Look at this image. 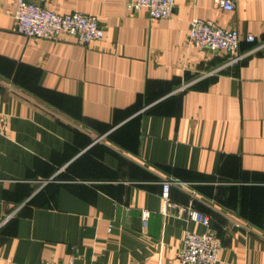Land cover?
<instances>
[{
	"label": "crops",
	"instance_id": "obj_1",
	"mask_svg": "<svg viewBox=\"0 0 264 264\" xmlns=\"http://www.w3.org/2000/svg\"><path fill=\"white\" fill-rule=\"evenodd\" d=\"M27 1L93 15L104 36L27 38L0 0V264H177L204 230L190 209L218 264H264V0H175L166 19L129 0ZM195 17L255 40L229 62L191 45ZM164 181L182 214L162 210Z\"/></svg>",
	"mask_w": 264,
	"mask_h": 264
},
{
	"label": "built area",
	"instance_id": "obj_2",
	"mask_svg": "<svg viewBox=\"0 0 264 264\" xmlns=\"http://www.w3.org/2000/svg\"><path fill=\"white\" fill-rule=\"evenodd\" d=\"M174 2L175 0H129L126 9L131 12L145 9L150 19H166L172 14ZM216 2L225 10L233 9V0H216ZM13 19L14 31L27 38L58 39L67 35L79 43H87L104 36L103 28L93 15L82 12L56 13L27 0H16ZM187 35L191 45L210 52H224L229 55V62H236L248 53L239 50L243 40L249 43L255 40L253 35L242 37L237 29L225 28L213 20L197 17L191 19ZM179 184L187 187L185 183L179 182ZM169 191L170 183L162 182L160 193L162 210L175 207L182 214L185 210L171 201ZM12 216L13 213L6 214L0 220V226ZM148 216V210H141L140 219L144 227ZM187 217L201 224L204 230L185 233L177 264H218L222 243L210 228L209 217L192 209L188 210ZM42 264H74V262L70 257L65 263L44 261Z\"/></svg>",
	"mask_w": 264,
	"mask_h": 264
}]
</instances>
